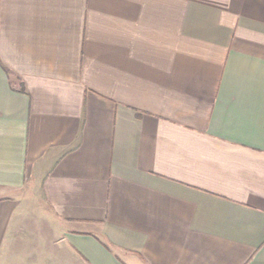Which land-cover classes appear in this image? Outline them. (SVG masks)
I'll use <instances>...</instances> for the list:
<instances>
[{
    "label": "crops",
    "instance_id": "0c3cea01",
    "mask_svg": "<svg viewBox=\"0 0 264 264\" xmlns=\"http://www.w3.org/2000/svg\"><path fill=\"white\" fill-rule=\"evenodd\" d=\"M0 264H264V0H0Z\"/></svg>",
    "mask_w": 264,
    "mask_h": 264
}]
</instances>
